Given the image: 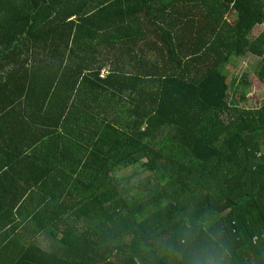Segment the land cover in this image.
<instances>
[{
	"label": "trees",
	"instance_id": "16d2710c",
	"mask_svg": "<svg viewBox=\"0 0 264 264\" xmlns=\"http://www.w3.org/2000/svg\"><path fill=\"white\" fill-rule=\"evenodd\" d=\"M248 55L264 0H0V264H264Z\"/></svg>",
	"mask_w": 264,
	"mask_h": 264
},
{
	"label": "rangeland",
	"instance_id": "374dc122",
	"mask_svg": "<svg viewBox=\"0 0 264 264\" xmlns=\"http://www.w3.org/2000/svg\"><path fill=\"white\" fill-rule=\"evenodd\" d=\"M259 58L253 55H248L239 59V61H235L232 65L229 66V79L231 80V88L230 92V99L232 100L233 95L239 91H242V85H238L243 80H250L257 79L255 76L254 68L256 63L258 62ZM236 81V83L234 82ZM253 85L247 89V100L244 102L245 107H255L260 104V102L264 101V86L261 85L257 80L252 82ZM237 89V90H235ZM234 90V91H233ZM140 172V173H139ZM139 173V174H137ZM117 176L127 180L130 178L131 184L138 185L140 184L143 179L150 178L151 173L143 171V168L138 167H130L127 169H121L116 172ZM142 176V178H141ZM46 238L41 239L42 244L47 243Z\"/></svg>",
	"mask_w": 264,
	"mask_h": 264
},
{
	"label": "crops",
	"instance_id": "0c3cea01",
	"mask_svg": "<svg viewBox=\"0 0 264 264\" xmlns=\"http://www.w3.org/2000/svg\"><path fill=\"white\" fill-rule=\"evenodd\" d=\"M3 135V134H2ZM1 140H2V145L4 146V140H5V138H4V136H1L0 135V143H1ZM10 144V143H9ZM17 150V149H16ZM17 154H18V156H19V152H17ZM17 156V155H16ZM2 157H4V154L2 155ZM36 191V193H38V191L37 190H35ZM36 193H34V194H32L31 192H28L26 195H25V197H24V202H26L27 203V207H30L31 205H36L38 202H40V201H42V200H48L47 199V197H40V196H38ZM23 202V203H24ZM22 206H25V205H23L22 204ZM23 209H24V207H23ZM23 216H25V215H23Z\"/></svg>",
	"mask_w": 264,
	"mask_h": 264
}]
</instances>
